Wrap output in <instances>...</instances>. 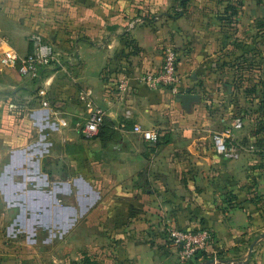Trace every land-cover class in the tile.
Returning a JSON list of instances; mask_svg holds the SVG:
<instances>
[{"label": "crops", "instance_id": "0c3cea01", "mask_svg": "<svg viewBox=\"0 0 264 264\" xmlns=\"http://www.w3.org/2000/svg\"><path fill=\"white\" fill-rule=\"evenodd\" d=\"M0 3V38L7 30L11 37L24 41L26 32L15 25V7L22 18L30 6L52 7L61 3L67 7L70 38L67 48L74 56L66 61L65 68L41 77V86L52 85L53 89L57 76L65 69L67 90L55 94L47 102L49 107H42L37 95L32 102L33 95L9 93L12 84L3 76L12 71L8 69L0 72V96L7 103L17 100L18 112L32 115L48 137V143L42 144L51 146L46 155L43 149L38 151L39 166L48 157L68 166L66 171L64 168L56 171L54 180L82 183L90 201L100 199L101 186L96 183H114L108 186L107 198L115 199L117 205L94 209L95 202L94 211L90 209L87 213H106L105 220L101 219L114 223L111 230L118 245L126 243L129 230L132 239L128 241L139 245L138 238L143 234L140 232H145L146 242L154 237L162 242L163 234L155 231L206 228L212 232L210 251L216 257L214 264H248L257 257L258 248L264 246V174L258 173L261 166L255 164L260 161L247 155L245 122L240 130L231 127L228 132L229 141L241 143L245 151L237 160H224L214 149V132L200 99L188 107L179 102V94L197 95L191 88L196 83L199 59L193 52L196 37L183 29L182 16L170 13L173 0H1ZM23 21L32 25L35 22ZM43 25L50 28L49 22ZM5 37L2 41L6 47L0 44V59L8 48L25 56L36 47L29 52L20 50L22 53L9 46L10 36ZM45 44L57 49L52 42ZM167 46L173 47L178 57L182 85L177 93L151 89L139 80L143 73L161 67L163 49ZM70 70H77L80 75ZM121 79L129 84L122 96L116 89ZM16 81L25 85L35 83L20 76ZM86 94L88 98L84 101ZM93 107L105 112L104 125L95 136L87 137L80 129ZM62 119L66 127L60 125ZM135 126L158 131L159 141L147 143L134 132ZM94 166L99 167L97 172ZM129 196L140 203L125 204L124 199ZM163 244L174 256L165 260V264H207L214 260L213 256L209 260L199 257L183 263L167 239ZM151 256L139 258L136 264H154Z\"/></svg>", "mask_w": 264, "mask_h": 264}, {"label": "rangeland", "instance_id": "374dc122", "mask_svg": "<svg viewBox=\"0 0 264 264\" xmlns=\"http://www.w3.org/2000/svg\"><path fill=\"white\" fill-rule=\"evenodd\" d=\"M66 9L61 3L52 7L30 6L22 18L15 7V25L23 27L20 31L26 32L25 41L11 37L7 30L3 33L10 36L9 46L18 51L29 52L38 43L56 45L61 64L46 70L42 78L65 68L66 61L74 56L67 48L70 38ZM171 9L172 15L183 17V29L196 37L193 52L199 59V68L191 90L203 104L209 127L214 134L226 135L234 120L245 122L247 155L260 161L255 164L261 166L258 173L264 174V0H173ZM23 19L35 22L32 25ZM44 22L50 23L49 29ZM42 31L47 35L43 36ZM5 36L0 38L4 47ZM66 71L57 76L53 89L52 85L41 86L42 82H17L19 75L14 69L3 76L12 84L10 94L33 95L32 102L37 95L38 102L49 103L55 94L67 90ZM74 72L80 75L79 71L70 70ZM41 89L45 91L43 97L38 95ZM18 109L17 100L7 103L0 96V264L4 258V264H136L146 255H152L154 264H165V260L174 257L163 244L168 239L164 229L155 231L163 234L162 242L156 237L146 242L145 232H140V244L131 245L129 230L126 243L118 245L111 230L114 223L104 222L106 213H87L117 205L115 199L107 198L108 186L114 183H96L101 186V196L90 201L82 183L54 180L53 174L63 168L66 171L68 166L49 157L39 166L38 151L43 149L46 155L51 145H43L48 143V137L32 115L25 116ZM98 168L94 166V171ZM124 200L127 205H131L130 201L140 203L130 196ZM104 225L109 228L105 230ZM257 251V257L248 264H264V246ZM115 254L121 257H114Z\"/></svg>", "mask_w": 264, "mask_h": 264}, {"label": "built area", "instance_id": "2783aa9c", "mask_svg": "<svg viewBox=\"0 0 264 264\" xmlns=\"http://www.w3.org/2000/svg\"><path fill=\"white\" fill-rule=\"evenodd\" d=\"M60 55L51 44L38 43L32 53L22 56L15 50L8 48L0 59V72L8 69L17 71L20 77L28 78L31 81L40 80L41 73L44 70L56 67L61 63ZM139 80L149 88L170 89L177 93L182 85V77L178 73V57L175 49L167 46L163 49V61L161 67L156 71L143 73ZM129 84L126 79H121L116 89L122 96L127 93ZM39 96H44L43 89L38 91ZM88 94L82 98L87 100ZM42 106L46 107L47 102L42 100ZM87 106L90 104L87 103ZM105 112L99 107H93L87 119L84 121L80 132L87 136H95L104 123ZM62 127H66L65 120L59 121ZM240 119L234 120L232 129L240 130L242 128ZM231 130V129H230ZM228 130V132L230 131ZM134 132L140 135L144 141L150 144H156L159 141V133L154 129L145 130L139 126L134 127ZM214 149L216 153L224 160H237L241 157L245 146L241 143L229 141L228 134H214ZM169 245L175 250L179 260L183 263L193 260L198 253L204 252L210 256L216 257L210 251L212 244V232L206 228L199 229H169Z\"/></svg>", "mask_w": 264, "mask_h": 264}, {"label": "water", "instance_id": "95a60500", "mask_svg": "<svg viewBox=\"0 0 264 264\" xmlns=\"http://www.w3.org/2000/svg\"><path fill=\"white\" fill-rule=\"evenodd\" d=\"M179 102L184 106L188 107L191 103L196 102L199 100V97L197 95L189 94V93H184V94H179L177 96ZM262 238H264V235H262ZM254 248V245H252L249 249V257L252 254V250ZM215 260H209L207 264H214Z\"/></svg>", "mask_w": 264, "mask_h": 264}, {"label": "trees", "instance_id": "16d2710c", "mask_svg": "<svg viewBox=\"0 0 264 264\" xmlns=\"http://www.w3.org/2000/svg\"><path fill=\"white\" fill-rule=\"evenodd\" d=\"M46 70H44L42 73H41V77H42V75H43V73L45 72ZM41 77H40V80L38 81V80H33V82H35V83H39V82H41ZM103 125H104V123H103ZM102 125V126H103ZM102 126L100 127V129L102 128ZM99 129V130H100ZM99 132V131H98ZM199 257H201V258H203V259H205V260H209V259H211L210 257V255H208V254H206V253H204V252H201V253H198L197 255H196V257H195V259L196 258H199Z\"/></svg>", "mask_w": 264, "mask_h": 264}]
</instances>
